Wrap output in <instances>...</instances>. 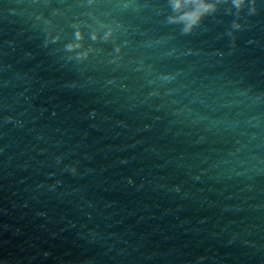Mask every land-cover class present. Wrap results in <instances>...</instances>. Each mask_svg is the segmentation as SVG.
I'll use <instances>...</instances> for the list:
<instances>
[{"label": "water", "instance_id": "1", "mask_svg": "<svg viewBox=\"0 0 264 264\" xmlns=\"http://www.w3.org/2000/svg\"><path fill=\"white\" fill-rule=\"evenodd\" d=\"M0 264H264V0H0Z\"/></svg>", "mask_w": 264, "mask_h": 264}]
</instances>
